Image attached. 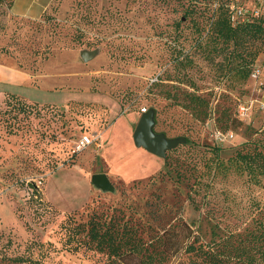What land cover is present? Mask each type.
I'll return each instance as SVG.
<instances>
[{"label":"rangeland","instance_id":"rangeland-1","mask_svg":"<svg viewBox=\"0 0 264 264\" xmlns=\"http://www.w3.org/2000/svg\"><path fill=\"white\" fill-rule=\"evenodd\" d=\"M242 4L248 11L256 6ZM187 5L54 0L42 19L31 20L0 4L1 253L42 252L40 264H107L63 250L60 225L68 215L84 222L93 210L112 207L138 219L147 233L181 219L197 222L207 240L210 226L188 198L200 180L197 199L209 201L225 225L264 200V189L246 177L206 170L213 152L227 160L247 141L264 150V51L243 82L197 46L211 13L193 11L185 19ZM84 50L97 54L83 62ZM181 90L208 102L205 121L178 106L172 95ZM240 104L248 108L243 119L236 114ZM142 109L153 112L154 133L184 139L167 157L134 145ZM217 132L227 138L220 141ZM83 135L92 143L75 152ZM94 174H105L112 191L96 189ZM182 260L175 255L168 264Z\"/></svg>","mask_w":264,"mask_h":264},{"label":"trees","instance_id":"trees-1","mask_svg":"<svg viewBox=\"0 0 264 264\" xmlns=\"http://www.w3.org/2000/svg\"><path fill=\"white\" fill-rule=\"evenodd\" d=\"M232 1L186 0L188 5L183 17L193 19V11H210L206 38L202 39L200 33L196 44L206 50L208 56L220 58V64L244 82L249 78L258 55L264 51V4L258 7V17L249 13L243 21H231ZM234 1L246 7L242 0ZM53 2L39 19L50 12ZM0 4H5L10 11L12 1L0 0ZM172 97H176L178 106L194 119L205 121L208 102L203 98L185 90ZM237 118L240 119L238 115ZM210 158L206 165L208 174L215 175L217 171L233 173L264 189V150L252 142L243 143L227 160H223L218 152L211 153ZM196 182L191 186L192 193L188 198L194 211L199 214L203 211L210 226L207 240L197 222L188 224L181 219L161 231L154 229L147 233L143 225L137 223L138 219L127 216L120 207H112L100 212L93 210L84 222H77L73 214L66 216L60 225L62 249L71 254H89L97 257L98 262L107 264H168L175 255H184V261L179 264H264V200L258 198L250 203L247 215H235L237 225H225L209 201L197 199L204 184L202 180ZM154 218L161 219L160 216ZM43 247V244L38 245L37 249L41 251ZM41 253L30 250L24 255L8 256L0 251V263L40 264Z\"/></svg>","mask_w":264,"mask_h":264},{"label":"water","instance_id":"water-1","mask_svg":"<svg viewBox=\"0 0 264 264\" xmlns=\"http://www.w3.org/2000/svg\"><path fill=\"white\" fill-rule=\"evenodd\" d=\"M96 51H81L80 58L88 62L96 56ZM154 114L152 111L144 112L140 116L132 134L133 143L137 148H142L149 154L164 158L167 151L176 148L184 139H168L163 134L153 131ZM91 184L101 191H112L113 187L105 174H94L90 177Z\"/></svg>","mask_w":264,"mask_h":264},{"label":"built area","instance_id":"built-area-1","mask_svg":"<svg viewBox=\"0 0 264 264\" xmlns=\"http://www.w3.org/2000/svg\"><path fill=\"white\" fill-rule=\"evenodd\" d=\"M256 6L253 10L248 11L246 8L242 7L241 5L237 4V1H232L230 4V13H231V21H243L246 14L251 13L253 16L258 17L260 15V11L258 9L260 4H264V0H255ZM259 72L255 70L253 72V77L257 78ZM142 113L146 112L145 109L141 110ZM248 114V108L245 105H238L237 108V115L240 119H243ZM231 136V135H229ZM216 137L220 141H224L227 138V135H223L220 132L216 133ZM92 139H90L87 135H83L79 138L75 146V152H81L85 150L89 145H91Z\"/></svg>","mask_w":264,"mask_h":264},{"label":"crops","instance_id":"crops-1","mask_svg":"<svg viewBox=\"0 0 264 264\" xmlns=\"http://www.w3.org/2000/svg\"><path fill=\"white\" fill-rule=\"evenodd\" d=\"M10 13L14 16L36 20L50 6L52 0H41V5L36 6L39 0H11ZM40 3V1L38 2ZM39 7V8H38Z\"/></svg>","mask_w":264,"mask_h":264}]
</instances>
